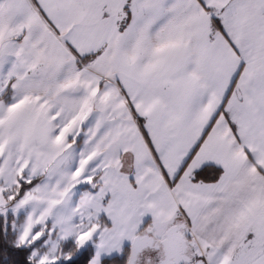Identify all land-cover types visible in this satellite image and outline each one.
<instances>
[{
  "label": "snow or ice",
  "instance_id": "snow-or-ice-1",
  "mask_svg": "<svg viewBox=\"0 0 264 264\" xmlns=\"http://www.w3.org/2000/svg\"><path fill=\"white\" fill-rule=\"evenodd\" d=\"M0 264H264V0H0Z\"/></svg>",
  "mask_w": 264,
  "mask_h": 264
}]
</instances>
